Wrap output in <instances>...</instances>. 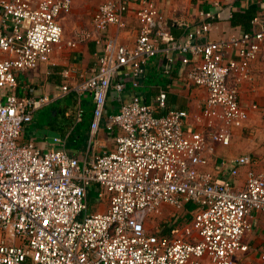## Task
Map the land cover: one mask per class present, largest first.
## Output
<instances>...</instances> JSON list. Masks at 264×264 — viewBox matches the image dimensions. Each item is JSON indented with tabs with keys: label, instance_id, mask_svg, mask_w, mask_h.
Masks as SVG:
<instances>
[{
	"label": "built area",
	"instance_id": "obj_1",
	"mask_svg": "<svg viewBox=\"0 0 264 264\" xmlns=\"http://www.w3.org/2000/svg\"><path fill=\"white\" fill-rule=\"evenodd\" d=\"M131 1L106 0L94 12L96 41L103 45L97 65L90 77L64 85L55 98L89 95L95 134L110 90L120 95L126 89L115 82L123 69L139 88L153 58L165 54L170 73L177 54L190 68L180 80L207 90L195 116L203 129L189 128L187 110L165 112L168 95L160 91L153 102L134 95L107 118L115 146L90 162L71 156L61 138L52 150L26 142L34 114L52 100L19 96V76L49 63L56 49L77 50L94 33L83 29L66 38L60 21L71 14L72 0H0V264H234L236 255L249 251L244 239L254 213H264V170L250 172L237 188L200 168L249 119L240 87L253 78L250 65L264 51V17H254L239 38L198 43L196 36L209 32L210 23L180 39L151 0H138L140 28L130 47L104 35L111 26L126 28ZM231 49L238 60H228ZM74 70H63L64 77ZM249 162L240 157L233 165ZM93 187L98 200L109 202L107 211L88 213ZM190 203L196 206L191 212L185 208ZM165 205L191 215L173 236L149 224L161 218Z\"/></svg>",
	"mask_w": 264,
	"mask_h": 264
},
{
	"label": "crops",
	"instance_id": "obj_2",
	"mask_svg": "<svg viewBox=\"0 0 264 264\" xmlns=\"http://www.w3.org/2000/svg\"><path fill=\"white\" fill-rule=\"evenodd\" d=\"M106 0H72L71 14L62 17L61 23L67 39H71L73 33L87 29L94 33V38L72 50L67 47L56 49L51 60L41 65L37 70L27 71L19 76L17 94L19 96H34L40 98L49 96L51 102L34 114L32 123L27 126L25 135L26 142H34L37 147L52 150L59 148L55 143L56 138L66 141L67 152L81 162H90L95 156L110 152L115 146L114 135L107 130L108 117L115 114L121 105L128 102L136 94H139L148 102H153L160 91L167 92L168 107L170 109L187 110L190 113L189 128L202 130L195 116L201 113L203 103L206 100L207 90L192 84H186L180 80L189 70L188 65H183L180 57L175 54L174 63L169 68L170 73L165 72L166 55L161 53L153 58L145 75L140 80V87L132 86V79L127 76L129 70L123 69L115 82H123L126 89L120 95L112 88L109 92L105 117L97 133L91 130L93 114L83 109V102L93 104L89 95L78 96L70 93L75 102L72 109L55 107L64 98L56 99L64 85L74 86L92 75V69L96 67L98 59L103 51V45L98 43L93 15L98 7ZM159 13L168 20L172 26L175 37L184 39L189 35H195L201 25L211 24V30L202 36L197 35L195 41L205 43L207 41L231 40L241 37L250 31L242 24L235 25L232 22L233 13H245L252 11L256 16L264 17V0H151ZM139 7L138 0H132L129 11L125 14L126 28L118 29L111 26L105 32V38H116L121 44L134 46L138 37L140 23L137 20L136 11ZM207 14L211 16L208 17ZM255 16V17H256ZM74 26L72 33L67 36V28ZM248 29V30H247ZM264 51L250 65L253 78L244 82L240 87L241 104L250 111L249 119L244 128L236 129L229 146H218L216 154L210 155L209 164L202 166L203 173H209L215 181H230L237 188H243L250 172L260 173L264 170ZM239 59L235 50L230 51L228 60ZM74 68V72L68 78L63 75V70ZM79 104L83 109V115L78 117ZM258 105V110H252V105ZM94 106V105H93ZM52 110L53 116H48L43 111ZM61 113V114H60ZM62 115L61 117L59 116ZM79 118V119H78ZM240 157H249L250 162L244 165H233ZM238 167V174L232 171ZM97 194L91 189L90 195ZM89 195V198H90ZM94 201L99 205V212L107 211L109 202L98 200L95 195ZM181 212L182 217H174L172 221L166 219L167 211ZM163 220L161 225L162 234L166 226L171 228L175 220L180 221L169 235L176 234V230L191 218L185 211H178L167 205L163 208ZM188 211V210H187ZM253 228L245 236V243L249 251L239 253L234 257V264H263L261 255L264 253V213H254ZM170 220V219H169ZM155 229H152V232Z\"/></svg>",
	"mask_w": 264,
	"mask_h": 264
},
{
	"label": "rangeland",
	"instance_id": "obj_3",
	"mask_svg": "<svg viewBox=\"0 0 264 264\" xmlns=\"http://www.w3.org/2000/svg\"><path fill=\"white\" fill-rule=\"evenodd\" d=\"M73 28H74V26H70L69 25V27L67 28V32H66L67 36H69L72 33V29ZM74 104H75V102L72 99V97L71 96H68L64 100H60L55 105V107H60L61 106L64 109H72V108L75 107ZM52 110L53 109H51V110L49 109L47 111H43L42 113L43 114L46 113L48 116H53L54 114H52ZM60 114H59V116L61 117L62 115H60ZM25 140H26V135H25ZM92 190H96V188L93 187ZM92 194L93 195L92 196L90 195V198H89V209H88V213L89 214H92V213H95V212H99V205L96 204V201H94V198H95V195L96 194H94V193H92ZM185 208H186V210H188L189 212H191V211H193L196 208V206L193 203H190ZM166 213L167 214L165 216H166V219L168 221H172V219L174 217H182L183 216L181 212L178 213V212L172 211V210L171 211H167ZM162 221L163 220L161 218H156V219H152L150 221L151 223H149V224L153 225V228H154L155 226L157 227ZM25 264H30V263L29 262H26Z\"/></svg>",
	"mask_w": 264,
	"mask_h": 264
},
{
	"label": "trees",
	"instance_id": "obj_4",
	"mask_svg": "<svg viewBox=\"0 0 264 264\" xmlns=\"http://www.w3.org/2000/svg\"><path fill=\"white\" fill-rule=\"evenodd\" d=\"M255 16H256V14L254 12L249 11V12H245V13H233V16L231 18H232L233 24H235V25L242 24L243 26L248 28L250 26V24L252 23ZM83 109L90 112L91 114L94 113V106L89 101L83 102ZM179 222L180 221L175 220L174 223H172L171 228L166 226V229L163 231V234L169 235V233L175 227H177L179 225Z\"/></svg>",
	"mask_w": 264,
	"mask_h": 264
}]
</instances>
